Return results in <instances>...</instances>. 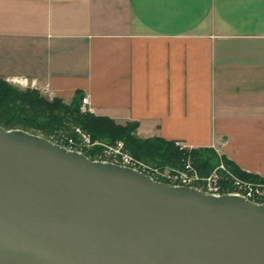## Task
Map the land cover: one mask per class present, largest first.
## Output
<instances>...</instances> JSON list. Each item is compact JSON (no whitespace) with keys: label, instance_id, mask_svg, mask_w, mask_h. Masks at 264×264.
<instances>
[{"label":"crops","instance_id":"0c3cea01","mask_svg":"<svg viewBox=\"0 0 264 264\" xmlns=\"http://www.w3.org/2000/svg\"><path fill=\"white\" fill-rule=\"evenodd\" d=\"M0 78L264 178V0H0Z\"/></svg>","mask_w":264,"mask_h":264},{"label":"water","instance_id":"95a60500","mask_svg":"<svg viewBox=\"0 0 264 264\" xmlns=\"http://www.w3.org/2000/svg\"><path fill=\"white\" fill-rule=\"evenodd\" d=\"M0 264H264V203L0 125Z\"/></svg>","mask_w":264,"mask_h":264},{"label":"trees","instance_id":"16d2710c","mask_svg":"<svg viewBox=\"0 0 264 264\" xmlns=\"http://www.w3.org/2000/svg\"><path fill=\"white\" fill-rule=\"evenodd\" d=\"M82 97V92L76 91L70 102L58 97L48 99L37 89L20 90L0 78V125L6 129L20 128L32 133L39 132L49 138L54 130L65 128L70 123L88 132L94 140L109 143L123 140L132 155L157 165L181 166L189 153L200 174L206 175L221 158L226 166L241 178L264 182V178L243 171L234 162L219 155L214 148L182 150L172 140L138 136L137 122L122 125L105 115L84 113L80 110ZM69 136H76L74 129L70 131Z\"/></svg>","mask_w":264,"mask_h":264},{"label":"built area","instance_id":"2783aa9c","mask_svg":"<svg viewBox=\"0 0 264 264\" xmlns=\"http://www.w3.org/2000/svg\"><path fill=\"white\" fill-rule=\"evenodd\" d=\"M15 84L27 86L26 78H14ZM80 110L84 113H94L90 106L88 95L81 100ZM76 136H69L58 132L52 137L53 142L61 144L70 150L84 153L92 160L106 161L121 166H126L149 175L153 180L163 182L171 186H189L200 191L220 196L222 194H236L243 196L255 203H264L261 200L262 185L244 180L226 166L220 158L219 163L206 175L200 174L194 166L190 155L187 154L182 167L168 168L156 164L145 165L138 158L134 157L125 147L123 140H116L113 143L105 141H94L91 135L80 127L74 128ZM182 150L191 149L181 141H174ZM98 145V146H96ZM89 155H88V154Z\"/></svg>","mask_w":264,"mask_h":264},{"label":"rangeland","instance_id":"374dc122","mask_svg":"<svg viewBox=\"0 0 264 264\" xmlns=\"http://www.w3.org/2000/svg\"><path fill=\"white\" fill-rule=\"evenodd\" d=\"M9 82V81H8ZM11 85H13V86H15V87H17L18 89H20V90H26V89H32L31 87H29V86H24V85H20V84H15V83H13V82H9ZM75 127H77V126H74V125H72V124H70V123H68L67 124V127H65V128H60V129H56V130H54L51 134H50V136H49V138H52V137H54L56 134H58V132H63L64 134H66V135H69V133H70V131H72ZM31 132V131H30ZM35 134H38V135H41V136H43L41 133H39V132H37V133H35ZM48 138V139H49ZM92 138V137H91ZM94 140V139H93ZM94 141H102V140H98V139H95ZM115 142V141H114ZM113 143V142H112ZM96 146H98V145H96ZM127 149V148H126ZM188 155H190L189 153H187ZM134 156V155H133ZM135 157V156H134ZM186 157H187V155L185 156V158H184V160L186 159ZM190 157H191V159H192V161H193V158H192V156L190 155ZM137 158V157H136ZM140 161H142L145 165H153V164H155V163H152V162H150V161H148V160H144V159H140V158H138ZM184 160H183V162H184ZM193 164H194V161H193ZM157 165V164H156ZM159 166H161V165H159ZM194 166H195V164H194ZM162 167H168V168H179V167H182V165L181 166H178V167H174V166H169V165H166V166H162ZM196 167V166H195ZM197 168V167H196ZM198 170V169H197ZM199 171V170H198ZM236 174V173H235ZM240 177V176H239ZM244 180H247L248 182H252V183H259L260 185H262L263 187H262V196H261V200H263V202H264V182L263 181H254V180H249V179H245V178H243Z\"/></svg>","mask_w":264,"mask_h":264}]
</instances>
